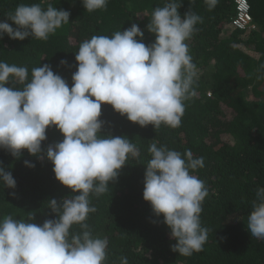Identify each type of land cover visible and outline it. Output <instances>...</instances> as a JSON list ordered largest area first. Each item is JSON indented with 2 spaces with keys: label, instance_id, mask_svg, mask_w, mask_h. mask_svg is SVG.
Segmentation results:
<instances>
[{
  "label": "clouds",
  "instance_id": "obj_1",
  "mask_svg": "<svg viewBox=\"0 0 264 264\" xmlns=\"http://www.w3.org/2000/svg\"><path fill=\"white\" fill-rule=\"evenodd\" d=\"M81 2L88 12L107 5V0ZM204 2L213 8L218 0ZM181 5L180 0H169L153 10L146 26L155 36L150 45L142 42L144 32L136 23L111 36L94 35L82 41L75 53L71 87L49 64L33 68L29 80L25 66L0 62V148L17 159L21 150L38 156L46 130L55 126L63 139L49 145L44 155L53 165L55 179L73 194L59 203L48 200L56 218L42 224L32 222V217L0 218V264H105L108 240L93 236L86 223L95 212L89 197L104 194L129 157L138 158L140 152L125 136L101 135V105H110L140 127L180 126L197 77L186 41L201 22L191 10L181 16ZM69 16L51 5L45 9L39 3L19 4L0 22V39L7 35L13 40L46 41L69 22ZM257 72H264V64ZM13 82L23 87H14ZM148 152L144 201L155 216L163 217L176 241L172 251L184 257L202 251L209 231L201 225L208 189L192 172L204 167L203 157L156 143ZM24 164L34 167L27 160ZM0 183L4 188L16 186L3 166ZM73 225H79L80 231L71 232ZM246 227L252 237L264 240V187L255 192ZM120 264H129L128 258L121 257Z\"/></svg>",
  "mask_w": 264,
  "mask_h": 264
},
{
  "label": "trees",
  "instance_id": "obj_2",
  "mask_svg": "<svg viewBox=\"0 0 264 264\" xmlns=\"http://www.w3.org/2000/svg\"><path fill=\"white\" fill-rule=\"evenodd\" d=\"M234 1L218 0L209 8L204 0H180L181 16L191 10L201 17L186 43L197 72L206 78L195 79V94L185 101L179 127H140L110 105H101V135L125 136L140 152L138 158L129 157L104 194L89 197L95 212L86 223L93 236L108 240L105 264H120L124 256L129 264H264V240L252 237L246 227L255 192L264 187V72H257L264 64V0H246L253 24L250 31L232 28ZM167 2L107 0L104 9L88 12L81 0H0V22L19 4L39 3L45 9L51 5L70 13L69 22L46 41L4 35L0 62L25 66L29 80L33 68L49 64L71 87L77 68L75 53L82 41L94 35L111 36L136 23L144 32L142 42L150 45L155 36L146 26L153 10ZM12 86L23 87L15 82ZM62 139L53 126L46 130L38 156L21 150L17 159L0 148V166L16 181L15 188L0 183V218L32 217L37 224L56 218L47 201L59 203L73 194L55 179L44 152ZM152 143L181 154L190 150L194 158L204 159V167L192 174L208 189L201 213L208 238L203 250L189 257L172 251L176 241L170 238L169 228L142 196ZM25 160L34 167L25 166ZM79 231V225H73L71 232Z\"/></svg>",
  "mask_w": 264,
  "mask_h": 264
},
{
  "label": "built area",
  "instance_id": "obj_3",
  "mask_svg": "<svg viewBox=\"0 0 264 264\" xmlns=\"http://www.w3.org/2000/svg\"><path fill=\"white\" fill-rule=\"evenodd\" d=\"M235 15L231 20L234 30L249 31L253 29L249 6L246 0H235Z\"/></svg>",
  "mask_w": 264,
  "mask_h": 264
},
{
  "label": "rangeland",
  "instance_id": "obj_4",
  "mask_svg": "<svg viewBox=\"0 0 264 264\" xmlns=\"http://www.w3.org/2000/svg\"><path fill=\"white\" fill-rule=\"evenodd\" d=\"M200 78H201V79H205L206 76L202 77L201 74H200L199 72H197V77H196V79H200Z\"/></svg>",
  "mask_w": 264,
  "mask_h": 264
}]
</instances>
